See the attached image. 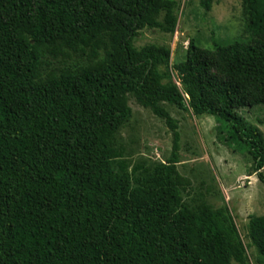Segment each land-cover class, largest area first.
Wrapping results in <instances>:
<instances>
[{
	"label": "trees",
	"instance_id": "16d2710c",
	"mask_svg": "<svg viewBox=\"0 0 264 264\" xmlns=\"http://www.w3.org/2000/svg\"><path fill=\"white\" fill-rule=\"evenodd\" d=\"M177 25L176 0H0V264H250L227 205L184 203L162 103L216 117L264 182V133L240 113L264 106V40L190 39L173 66L134 45ZM129 95L173 131L166 163L130 169L115 147ZM248 228L264 264V215Z\"/></svg>",
	"mask_w": 264,
	"mask_h": 264
},
{
	"label": "rangeland",
	"instance_id": "374dc122",
	"mask_svg": "<svg viewBox=\"0 0 264 264\" xmlns=\"http://www.w3.org/2000/svg\"><path fill=\"white\" fill-rule=\"evenodd\" d=\"M176 1L175 32L144 29L134 41L136 48L153 44L169 47L173 66L185 60L190 39L206 49H213L215 41L228 45L264 40V0H209L210 10L204 5L205 0ZM84 63L85 56L75 53L73 59L59 65L74 67ZM174 79L179 83L175 74ZM129 105L132 116L115 135V147L123 150V159L130 169L137 164L153 168L166 163L173 150V131L163 118L141 106L132 95ZM162 106L178 122V172L184 203L192 208L203 203L213 208L227 205L247 246L250 264H257L258 251L249 237L248 225L251 217L264 215V182L254 173L252 157L246 149L228 142V132L216 117L199 116L169 103ZM240 113L264 133L263 105Z\"/></svg>",
	"mask_w": 264,
	"mask_h": 264
}]
</instances>
